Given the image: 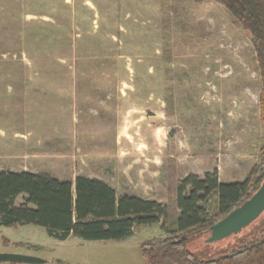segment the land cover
I'll list each match as a JSON object with an SVG mask.
<instances>
[{
	"label": "rangeland",
	"instance_id": "rangeland-1",
	"mask_svg": "<svg viewBox=\"0 0 264 264\" xmlns=\"http://www.w3.org/2000/svg\"><path fill=\"white\" fill-rule=\"evenodd\" d=\"M49 81L95 89L86 92L95 115L78 124L77 161L64 173L70 177H100L119 195L148 192L165 204L170 160L178 179L218 168L222 183L246 179L259 162L251 149L264 137L257 54L217 0H0V93ZM216 204V193L204 202L210 213ZM247 232L211 244V252L199 243L189 248L201 259L216 258L239 247L229 243ZM164 235L161 222L99 241L59 240L34 224L0 225V253L44 260L0 264H150L141 244Z\"/></svg>",
	"mask_w": 264,
	"mask_h": 264
},
{
	"label": "trees",
	"instance_id": "trees-1",
	"mask_svg": "<svg viewBox=\"0 0 264 264\" xmlns=\"http://www.w3.org/2000/svg\"><path fill=\"white\" fill-rule=\"evenodd\" d=\"M217 1L249 33L254 44L262 79L260 121L264 127V0ZM176 14H179L177 10ZM163 22L165 30L169 29L170 20ZM165 45L164 61L169 63L172 51L168 43ZM170 72V68H166V73ZM165 101L174 108L171 88L165 90ZM251 149L258 150L259 162L246 179L232 183L220 181L218 168L207 171L204 177L191 173L178 179L177 164L170 160L169 199L165 204L119 195L106 181L89 176L60 180L47 173L3 170L0 171V225L34 224L44 227L51 237L59 240L77 236L99 241L128 238L137 226L161 222L165 235L141 244L150 264H264V212L243 229L249 232L229 243H241L230 253L201 259L189 248L191 243H199L211 252L213 244L228 239L211 242V226L251 198L263 184L264 137ZM214 193L217 204L210 213L204 202ZM20 196L23 202L17 205Z\"/></svg>",
	"mask_w": 264,
	"mask_h": 264
},
{
	"label": "crops",
	"instance_id": "crops-1",
	"mask_svg": "<svg viewBox=\"0 0 264 264\" xmlns=\"http://www.w3.org/2000/svg\"><path fill=\"white\" fill-rule=\"evenodd\" d=\"M4 90L0 93V171L47 173L60 180L81 175L64 173L75 168L82 139L78 124L85 123L86 115H95L86 93L94 86L49 81L9 85ZM147 193L133 195L157 200Z\"/></svg>",
	"mask_w": 264,
	"mask_h": 264
},
{
	"label": "water",
	"instance_id": "water-1",
	"mask_svg": "<svg viewBox=\"0 0 264 264\" xmlns=\"http://www.w3.org/2000/svg\"><path fill=\"white\" fill-rule=\"evenodd\" d=\"M264 212V182L261 187L243 204L232 210L227 216L211 226V242H216L241 232L255 221ZM27 262L40 263L44 260L39 257L0 253V262Z\"/></svg>",
	"mask_w": 264,
	"mask_h": 264
}]
</instances>
